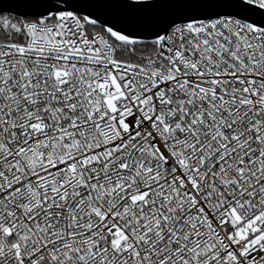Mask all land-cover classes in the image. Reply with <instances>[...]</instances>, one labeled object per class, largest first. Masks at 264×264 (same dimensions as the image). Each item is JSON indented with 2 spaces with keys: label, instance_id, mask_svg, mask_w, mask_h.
Instances as JSON below:
<instances>
[{
  "label": "snow or ice",
  "instance_id": "obj_1",
  "mask_svg": "<svg viewBox=\"0 0 264 264\" xmlns=\"http://www.w3.org/2000/svg\"><path fill=\"white\" fill-rule=\"evenodd\" d=\"M0 264H264V0H0Z\"/></svg>",
  "mask_w": 264,
  "mask_h": 264
}]
</instances>
